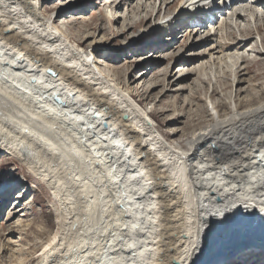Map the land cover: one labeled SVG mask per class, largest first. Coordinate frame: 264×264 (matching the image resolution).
I'll list each match as a JSON object with an SVG mask.
<instances>
[{
  "label": "bare ground",
  "instance_id": "6f19581e",
  "mask_svg": "<svg viewBox=\"0 0 264 264\" xmlns=\"http://www.w3.org/2000/svg\"><path fill=\"white\" fill-rule=\"evenodd\" d=\"M173 1L165 0L168 9ZM216 1L221 6L178 0L173 16L147 28L194 18L199 29L228 2L230 21L220 27L264 11V0ZM209 27L199 41L215 40ZM250 31L247 23L240 28L244 36ZM243 39L210 47L220 54L219 70L230 57L226 49H236L239 62L238 50L251 40ZM84 42L73 43L40 0H0V152L60 202V231L32 264H223L234 253L264 256V101L252 104L248 94L241 98L247 107L235 103L219 114L224 101L214 100L217 118L192 132L184 149L158 130L136 91L104 74L94 39L87 50ZM240 82L235 73L232 84ZM236 126L247 128L245 136L233 143L231 135L227 145L223 134Z\"/></svg>",
  "mask_w": 264,
  "mask_h": 264
},
{
  "label": "rangeland",
  "instance_id": "374dc122",
  "mask_svg": "<svg viewBox=\"0 0 264 264\" xmlns=\"http://www.w3.org/2000/svg\"><path fill=\"white\" fill-rule=\"evenodd\" d=\"M138 1L40 0V6L44 15L52 16L73 43L85 40L82 47L87 50L94 39L93 55L104 74L115 78L118 86L128 85L136 91L139 97L135 99H140L141 107L153 112L150 119L158 130L169 142H180L184 149H189L187 141L192 132L217 118L211 107L214 100L224 101L218 106L219 114L221 109L227 106L231 109L235 103L247 107L241 98L248 94L255 96L252 104L264 101V11L254 18L240 16L237 21L240 26L232 22L230 28L220 27L223 20L230 21L228 2L226 12H220L218 19L205 27L197 29L194 18H186L180 25L175 21L173 28L154 31L148 25L165 14L173 16L178 0L169 9L165 0H140V6ZM245 23L251 29L246 36L240 32ZM209 25L211 32L217 34L214 41L203 43L199 38L203 39L210 30ZM142 28L147 29L140 32ZM238 36L251 39L237 52L242 58L234 64L236 49L224 50L230 57L219 70L215 61L220 54H213L210 47H217L220 39L237 41ZM232 73L241 79L239 84H232ZM240 88L243 90L239 92ZM246 129L236 126L225 131L223 136L229 137L226 144L232 141L231 135L233 143L244 137ZM59 180L66 182L64 177ZM0 182L7 189L0 190V264H32L37 253L60 231V202L44 181L3 152H0ZM244 256H250L249 264H264V256L249 252L234 253L223 264H246Z\"/></svg>",
  "mask_w": 264,
  "mask_h": 264
}]
</instances>
